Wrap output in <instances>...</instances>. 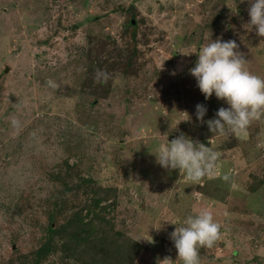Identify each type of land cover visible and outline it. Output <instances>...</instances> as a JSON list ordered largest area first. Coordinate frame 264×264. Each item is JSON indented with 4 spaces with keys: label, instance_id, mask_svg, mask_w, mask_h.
Instances as JSON below:
<instances>
[{
    "label": "rangeland",
    "instance_id": "obj_1",
    "mask_svg": "<svg viewBox=\"0 0 264 264\" xmlns=\"http://www.w3.org/2000/svg\"><path fill=\"white\" fill-rule=\"evenodd\" d=\"M248 19L246 0H0V264H32L50 232L39 264L174 260L173 224L201 209L220 230L200 264H264V116L212 135L195 105H227L188 72L210 36L264 77ZM181 133L218 155L195 183L152 154Z\"/></svg>",
    "mask_w": 264,
    "mask_h": 264
},
{
    "label": "clouds",
    "instance_id": "obj_2",
    "mask_svg": "<svg viewBox=\"0 0 264 264\" xmlns=\"http://www.w3.org/2000/svg\"><path fill=\"white\" fill-rule=\"evenodd\" d=\"M246 2L248 29H254L257 36L264 37V0ZM195 53L196 60L188 72L195 79L196 87L205 100L214 95L227 105L219 107L212 118L204 120L207 107L197 103L194 113L196 120L206 124L212 135L244 133L253 120L264 116V77L246 68L247 60L232 39H211L209 36V42L198 47ZM101 77L106 79L107 74L98 70L97 78ZM48 84L53 88L58 86L51 80ZM183 112L187 116L183 120H190V115ZM11 123L16 126L19 121L13 118ZM152 154L161 168L182 170L193 183L208 174L218 158L208 145L183 133L171 140L166 139ZM173 225L175 227L169 233V238L175 249V259L165 256L159 260V264H174L176 261L178 264H200L199 249L213 245L218 238L220 224L213 219L209 210L201 209L197 214L183 218L178 226Z\"/></svg>",
    "mask_w": 264,
    "mask_h": 264
},
{
    "label": "trees",
    "instance_id": "obj_3",
    "mask_svg": "<svg viewBox=\"0 0 264 264\" xmlns=\"http://www.w3.org/2000/svg\"><path fill=\"white\" fill-rule=\"evenodd\" d=\"M133 17L128 21V24H134V22H133ZM132 37H134V35H132ZM129 54L130 55H132V53L131 52H129ZM133 56V55H132ZM130 60L128 59L127 60V62H126V64H127V66H129L130 65ZM105 91V93L107 92V90L105 89L104 90ZM106 197H104V198H101L100 196H97L94 200H93V202H92V205L94 206V207H97L98 206V204H99V202L102 200V199H105ZM92 206V207H93ZM95 216H97V215H94V217ZM49 231H52L51 230V228L49 229ZM69 229L65 226L64 228H61V230L60 231H58L59 232V234H60V239H58L59 240V242L62 244V246H63V248L64 249H66L64 246H66V244H67V241L68 240H70L71 242L73 241V239L74 238H78L79 237V232L81 231V230H79V231H72V230H70L69 232ZM53 233L52 232H50V233H48V240L46 241V242H44L36 251H35V255H36V257L34 258V260L32 261V264H39V260H40V257L42 256V255H46V254H48L52 249H54V247H53V242H55V240L53 239L54 238V234L52 235ZM65 234L67 235V234H70L68 237V239H67V237H65ZM58 235V234H57ZM65 240V241H64ZM52 243V244H51Z\"/></svg>",
    "mask_w": 264,
    "mask_h": 264
}]
</instances>
